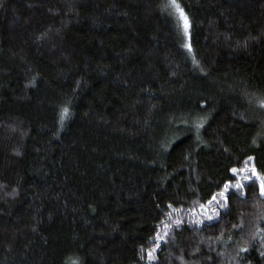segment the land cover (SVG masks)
I'll return each instance as SVG.
<instances>
[{
	"label": "trees",
	"instance_id": "1",
	"mask_svg": "<svg viewBox=\"0 0 264 264\" xmlns=\"http://www.w3.org/2000/svg\"><path fill=\"white\" fill-rule=\"evenodd\" d=\"M176 4L0 0V264H264V0Z\"/></svg>",
	"mask_w": 264,
	"mask_h": 264
},
{
	"label": "snow or ice",
	"instance_id": "2",
	"mask_svg": "<svg viewBox=\"0 0 264 264\" xmlns=\"http://www.w3.org/2000/svg\"><path fill=\"white\" fill-rule=\"evenodd\" d=\"M171 3L176 7L177 11L180 12L182 18H184V19L186 20V17H184V14H183L182 9H180V8H179V5L176 4V0H171ZM185 27H187V24H185ZM194 62H195V61H194ZM63 111L66 112L67 109H64ZM249 159H251V157H249ZM232 171L235 172L236 169H232ZM254 175L256 176V179L260 182V193H261L262 196H264V178H262V177L260 176V174H257V173H255V172H254ZM244 179H245V180H248V179H250V178L247 177V176H245ZM235 187H237V188H241L242 185L239 184V183H237V184L235 185ZM227 188H228V184L226 183V184H225V189L222 190V191L220 192V195H221V196H224L225 191L227 190ZM215 198H216V197H215V194H214L213 197H212V199L215 200ZM223 206H224V205H221V207H223ZM201 207H203V206H201ZM209 219H211V217H209ZM149 255L151 256V252H150V251H149Z\"/></svg>",
	"mask_w": 264,
	"mask_h": 264
},
{
	"label": "rangeland",
	"instance_id": "3",
	"mask_svg": "<svg viewBox=\"0 0 264 264\" xmlns=\"http://www.w3.org/2000/svg\"><path fill=\"white\" fill-rule=\"evenodd\" d=\"M175 11L177 12V14H178V15L180 16V18L182 19V22H183L184 27H185V24H187V27L184 28L185 30H187V28H188V21H187V18H186V20H185L184 18H182L180 12L177 11V9H176ZM183 14H184V13H183ZM184 17H186L185 14H184ZM242 172H243V173L246 172V169H244ZM242 172H241V173H242Z\"/></svg>",
	"mask_w": 264,
	"mask_h": 264
}]
</instances>
